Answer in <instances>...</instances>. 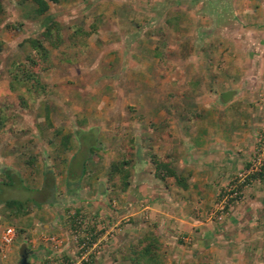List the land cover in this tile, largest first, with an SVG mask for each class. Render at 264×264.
<instances>
[{
  "label": "crops",
  "instance_id": "crops-1",
  "mask_svg": "<svg viewBox=\"0 0 264 264\" xmlns=\"http://www.w3.org/2000/svg\"><path fill=\"white\" fill-rule=\"evenodd\" d=\"M198 2L193 27L182 35L189 45L166 49V90L158 91L155 81L140 93L125 96L120 91L125 98L142 99L133 115L121 110L127 121L120 122L118 115L119 122H115V114L107 107H91L84 115L76 105L41 104L35 112V124L41 131L27 140L14 139L33 149L38 146L31 152L36 159L27 161L25 154L16 150L0 154V222L4 217L30 220L43 231L32 240L37 242L32 249L26 240L21 244L30 252L28 264H62L67 259L79 264V259L85 258L91 264H124L112 260L151 229L158 233L171 264H264V188H251L253 199L235 201L224 218L213 219L209 214L214 188L219 185L217 177L230 178L239 169L245 156L242 152L250 153L253 148V135L249 139L247 130L262 125L264 0ZM148 17L150 22L158 19L154 14ZM147 45H128V56H124L123 46V65L143 63L146 69H140L148 75L159 59L155 47ZM146 48L148 57L142 52H147ZM93 113L98 114L97 123ZM116 126L122 129L118 136L112 134ZM127 129L137 144L130 167L131 184L112 207L118 219L130 216L134 223L112 238L105 232L91 248L79 250L76 237L61 232V224L74 210L90 218L98 213L107 219L111 216L109 193L103 187L109 162L121 152ZM231 130L244 132L232 138ZM86 136L87 143L83 140ZM150 147L156 154L169 156L178 174L191 177L186 190L165 185L156 177L148 158ZM91 171L93 177L86 182L83 179ZM18 176L27 182L26 189L22 182L21 188L34 189L36 196L22 201L27 214L16 218L5 207L8 200L3 199V193L6 188H17ZM29 206H33L31 212ZM10 253H0V264H5Z\"/></svg>",
  "mask_w": 264,
  "mask_h": 264
},
{
  "label": "rangeland",
  "instance_id": "rangeland-1",
  "mask_svg": "<svg viewBox=\"0 0 264 264\" xmlns=\"http://www.w3.org/2000/svg\"><path fill=\"white\" fill-rule=\"evenodd\" d=\"M0 5V43L2 45V51L0 52V102L14 104V108L9 113V122L4 129H0V154L5 156L6 153H12L16 150L25 154V160L28 161L32 157L36 159L31 152L36 151L35 149L39 147L35 146L33 149L29 144L26 145V143L17 142V140L15 142L14 139L24 138V140H27L35 137V134L41 131L38 125L36 126L35 124L37 120L35 112L39 110L37 108L41 104L47 106L76 105L82 108L84 115L86 110L91 107H107L115 114H113L115 122H119V119L120 122H124V120H127L121 117V110L124 108L126 112L133 115L136 112L139 101L142 102V99L139 98L135 101L132 99L133 97L125 98L121 94V90L124 91L125 96L133 95L135 92L140 93L143 91L149 84L153 85L155 81L158 84V91L159 89L166 90L165 74L166 70H168L166 69V63L167 53H169L166 49L167 47L176 48V45H189V40L182 39V35H187L188 30L191 31L192 28L190 29V27H193V20L195 21V16H197L199 2L198 0H61L59 4H50L49 11L43 16H37L34 12V6L23 0H0ZM151 14L157 15V21L150 22L151 20H149L150 17L148 16ZM46 19L53 20L60 25L64 44L58 50H51V68L48 73L42 76L43 81L50 89V95L35 102H29L28 110L22 111L18 107L16 95L6 91L9 69L13 63H20L25 60V57L31 51L26 40L41 36ZM76 27H80L84 32L90 33V35H82L77 42V46L71 48L69 37L73 35ZM144 43L148 44V47H155L154 53L156 58L159 59V64L151 66L150 73H147L149 76L145 75L146 73L140 69H146L145 65L141 66L143 63L140 66H136L129 61L123 65L124 56L129 54L126 47L128 45H143ZM123 46L126 48L124 56L121 55ZM146 49H148L147 52L146 50L142 52L148 57L150 50L149 48ZM172 56L175 57L176 55L172 54ZM119 92L120 94H118ZM161 100L166 103L165 99ZM165 109L166 106L164 107ZM92 116V118L96 119L95 123H97L98 114L93 113ZM260 120L262 124L260 128L247 130V137L253 135V139L251 138L253 140V148L250 153L245 150L242 152L245 156L243 155L244 160L238 163L239 169L230 178L217 177L216 179L219 185L214 188V201L209 210V214L213 219H217L219 213L217 212L216 216L211 213L217 204L228 199L226 197L230 191L237 189L239 192L238 197L230 202L226 201L229 205L224 211L225 214L222 218L227 216L230 207L235 201H242L247 198L253 199V190L251 188H264V178L262 180H251L249 178L250 174L247 173L251 165L258 168V161L264 157V108L262 109ZM120 130L122 129L116 126L112 134L115 133L114 135L118 136ZM156 130L160 131L159 128ZM242 131L231 130L233 133H230V137L233 138ZM224 132L227 134L229 130L225 129ZM94 133L96 137L98 133ZM87 137L83 138L86 143L89 141V137ZM128 137H134L129 130L124 138L122 150L117 155L115 154V158L123 153L125 140ZM240 148L242 149V147ZM237 149H239V146H237ZM147 151L149 161L151 154L160 157L167 156L154 153L151 147ZM100 163L99 160V166L101 165ZM171 164L173 167L172 161ZM93 174L91 171L88 173L89 177H85L83 180L90 182ZM0 177L3 179L2 176ZM186 179L189 181L191 177L186 176ZM21 182L26 189L27 182L18 176L17 184L13 180V183L18 185L17 188L14 190L4 189L3 199L25 202L29 198L36 196L32 192L34 189L25 191L21 188ZM103 189L106 190V180ZM106 192L108 191L106 190ZM108 193L107 199L112 211L108 219L100 217L98 212V214L95 213L97 216L90 218L74 210L72 211L73 215L71 213L70 215L68 214L61 224V228L64 229L61 232H66L76 237V245L79 246V250L92 247L88 243L90 240L86 239L89 234L101 236L105 232H109L107 237L112 238V235L119 233V230L125 228L126 225L134 223V217L125 216L118 219L115 207H112V205H118V198L121 193ZM31 210H33V206L28 207V211L31 212ZM77 214V223L73 225ZM118 221L119 225L113 228L111 223H117ZM6 227H13L16 237L12 243V248L10 247L9 249L11 250L10 257L5 260V264H19L20 245L26 240L25 243L32 249L33 245L37 243L32 240L42 235L43 231L40 229V225H36L30 220L26 222H21L18 219L9 221L4 217L0 222V230L2 231ZM92 230L93 232L91 233ZM147 231H155V229ZM81 240L84 242H80ZM97 248L98 246H96V250ZM161 249L164 253L162 246ZM125 250L120 251L112 261L120 262L118 259ZM164 256L165 264H171L168 262L165 253ZM92 261L95 262V258ZM73 262L76 263V260L67 259L62 264H73ZM79 262V264H91L89 258L79 259Z\"/></svg>",
  "mask_w": 264,
  "mask_h": 264
},
{
  "label": "trees",
  "instance_id": "trees-1",
  "mask_svg": "<svg viewBox=\"0 0 264 264\" xmlns=\"http://www.w3.org/2000/svg\"><path fill=\"white\" fill-rule=\"evenodd\" d=\"M34 6L37 16L45 15L50 4H59L61 0H23ZM1 12V5H0ZM44 31L39 38L28 39L26 43L30 47V53L23 62H15L9 69L7 92L16 95L17 104L20 110L27 111L29 102L50 95L48 85L43 81V74L48 73L51 68V50H58L64 41L61 36L60 25L53 21H45ZM89 36L80 27H76L73 35L69 37L71 48L77 46L81 36ZM2 45L0 43V52ZM14 108L13 103L0 102V129H4L10 120L9 113ZM124 150L117 158L110 160L106 173V190L112 193H125L131 184V170L133 163L132 156L135 154L137 144L134 137L125 140ZM150 162L153 166L156 177L165 185L175 184L182 190L188 188V181L181 177L172 167L167 156L150 155ZM251 180H262L264 173L250 175ZM5 207L15 214L16 218L27 214L25 203L17 200H8ZM77 217L73 225L77 223ZM73 220V219H72ZM75 230V228L72 227ZM93 230L91 231V233ZM90 233V232H89ZM97 236H93L88 242L94 243ZM80 242H84L81 240ZM125 264H165V256L161 249L159 235L156 231H147L136 242L130 245L118 259Z\"/></svg>",
  "mask_w": 264,
  "mask_h": 264
},
{
  "label": "built area",
  "instance_id": "built-area-1",
  "mask_svg": "<svg viewBox=\"0 0 264 264\" xmlns=\"http://www.w3.org/2000/svg\"><path fill=\"white\" fill-rule=\"evenodd\" d=\"M258 162H259L258 168L254 167V165H251L250 169H248V172H247L248 174L253 175L256 173H264V157H263V159H260ZM238 193L239 192L237 189L230 191L228 196L226 197L228 199H225V201H223L222 203L217 204L216 208L214 209V211L211 214L213 216L214 215L216 216V213L218 212L219 214L217 213L218 214L217 218L221 219L222 216L225 214L224 211H226V209L228 208V205H229L226 201L230 202L231 200L236 199L238 197ZM215 210H216V212H215ZM15 237H16L15 230L12 227H6L2 231L1 236H0V253L2 255H5V253L9 251L12 243L15 240Z\"/></svg>",
  "mask_w": 264,
  "mask_h": 264
},
{
  "label": "water",
  "instance_id": "water-1",
  "mask_svg": "<svg viewBox=\"0 0 264 264\" xmlns=\"http://www.w3.org/2000/svg\"><path fill=\"white\" fill-rule=\"evenodd\" d=\"M29 255L30 252L28 251L27 246L25 244L21 245L19 250V256H20L19 264H28Z\"/></svg>",
  "mask_w": 264,
  "mask_h": 264
}]
</instances>
